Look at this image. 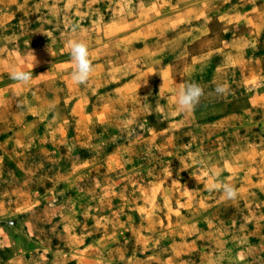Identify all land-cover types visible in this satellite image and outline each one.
<instances>
[{
	"label": "rangeland",
	"instance_id": "rangeland-1",
	"mask_svg": "<svg viewBox=\"0 0 264 264\" xmlns=\"http://www.w3.org/2000/svg\"><path fill=\"white\" fill-rule=\"evenodd\" d=\"M0 264H264V0H0Z\"/></svg>",
	"mask_w": 264,
	"mask_h": 264
},
{
	"label": "clouds",
	"instance_id": "clouds-1",
	"mask_svg": "<svg viewBox=\"0 0 264 264\" xmlns=\"http://www.w3.org/2000/svg\"><path fill=\"white\" fill-rule=\"evenodd\" d=\"M67 46L70 49V56L75 65V68L71 72V79L77 85H86L94 71L92 61L89 58L88 45L83 40L73 39L68 41ZM9 76L10 79L24 85L30 84L32 79L31 72L19 68H14L9 73ZM229 91L230 89L225 83L216 84L214 89L215 94L220 96H227ZM204 96V88L200 84L186 81L181 82L177 93V108L182 111L194 110ZM209 191H222L223 197L229 200H234L238 196L237 189L228 183H224L223 185L220 183H211L209 185Z\"/></svg>",
	"mask_w": 264,
	"mask_h": 264
}]
</instances>
